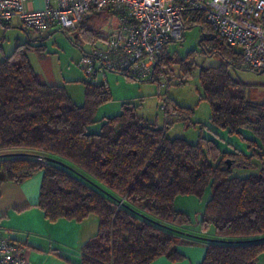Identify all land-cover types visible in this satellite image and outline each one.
I'll list each match as a JSON object with an SVG mask.
<instances>
[{"label": "trees", "instance_id": "obj_1", "mask_svg": "<svg viewBox=\"0 0 264 264\" xmlns=\"http://www.w3.org/2000/svg\"><path fill=\"white\" fill-rule=\"evenodd\" d=\"M99 18L106 16L93 13L85 19ZM194 25L202 30V52L223 59L219 66L199 69L202 98L211 107L209 119L229 133L252 130L259 142L248 139L250 156L221 150L203 135L196 143L168 137L172 118L187 120L192 114L170 97L176 116L162 127L124 103L119 114L103 118L99 129L90 131L98 106L111 97L106 81L98 80L108 69L97 78L85 74L84 103L78 106L62 85L41 81L24 54L18 59L15 51L0 61V185L21 183L41 171L37 205L49 221L81 222L96 216L97 231L81 246L80 264H149L161 256L179 261L184 255L177 246L198 242L206 246L200 264H257L264 253V168L246 177L232 176V168L249 166L251 156L264 158V103L246 100L226 71V66L243 63L240 51L229 46L203 14L188 15L184 31ZM85 29L81 22L75 30L79 34ZM183 39L184 33L178 42ZM168 43L146 79L158 85L165 80L168 86V76L176 77L177 69V83H185L198 66L194 52L185 58L167 56L163 51ZM206 191L209 198L199 234L193 235L196 240L180 237L173 226L188 220L175 209L176 197H202ZM210 227L213 231L207 235Z\"/></svg>", "mask_w": 264, "mask_h": 264}, {"label": "rangeland", "instance_id": "obj_2", "mask_svg": "<svg viewBox=\"0 0 264 264\" xmlns=\"http://www.w3.org/2000/svg\"><path fill=\"white\" fill-rule=\"evenodd\" d=\"M14 23H17L15 20ZM83 25L93 31L84 30L77 34L76 30H68L53 27L42 32L28 30L21 24H12L9 27H0V61L5 57L18 52L24 54L32 69L37 73L41 81L47 84L62 85L72 102L76 105L84 103V84L88 81L84 71L79 66L83 53L89 52L94 47L103 43L98 37H106L111 29L112 19L82 20ZM202 30L200 25L190 26L184 31L182 41L169 42L163 53L167 56L176 54L185 58L187 54L194 52V60L197 68L191 71L187 82L178 84L176 77H169L167 94L171 101L177 105L188 107L192 110L189 119L172 118L167 131L168 137L182 136L189 143H196L200 135L213 138L221 150H239L246 155H252L249 148V140L256 142L257 137L250 129H241L239 133H229L227 130L214 126L210 121L211 107L207 100L202 98L203 91L199 81V69L201 67L219 66L223 59L216 53L208 55L202 52L200 38ZM16 55V54H15ZM16 55V57H17ZM226 71L232 81L238 83V90L242 96L251 102L264 103V72L247 68L243 63L238 67L226 66ZM104 79L110 89L111 97L107 102L99 105L96 113V123L89 126L90 131H97L103 118L119 114L124 103L135 106L136 113L148 122L156 123L162 127L165 123L164 111L161 108L162 97L165 89L158 91V84L150 79H129L121 73L107 70ZM97 80V81H98ZM249 166H234L232 176L246 177L255 174L264 168V158L251 156ZM209 198V191L202 197L194 195H179L174 201V207L185 213L188 222L183 226H173L180 237L196 240L194 234H199L200 219L205 203ZM118 205L120 202L117 203ZM90 219H97L90 215L87 231H91ZM94 233L97 231V222L94 223ZM210 235L213 227L209 228Z\"/></svg>", "mask_w": 264, "mask_h": 264}, {"label": "built area", "instance_id": "obj_3", "mask_svg": "<svg viewBox=\"0 0 264 264\" xmlns=\"http://www.w3.org/2000/svg\"><path fill=\"white\" fill-rule=\"evenodd\" d=\"M93 13H102L112 22L101 46L80 59L91 78L106 69L151 77L164 44L183 37L185 19L192 13L203 14L216 33L240 51L247 68L264 71V0H44L39 10L27 8L26 0H0V24L17 19L37 32L53 27L75 30ZM160 89H165L161 108L166 122L176 111L165 80L159 83V94ZM0 264L32 263L25 246L1 236Z\"/></svg>", "mask_w": 264, "mask_h": 264}, {"label": "crops", "instance_id": "obj_4", "mask_svg": "<svg viewBox=\"0 0 264 264\" xmlns=\"http://www.w3.org/2000/svg\"><path fill=\"white\" fill-rule=\"evenodd\" d=\"M26 6L39 10L44 7V0H26ZM12 24L20 22L13 19L0 27ZM41 180L40 171L21 183L3 182L0 185V237H8L25 246L32 264H80L81 246L93 236L94 223L98 224V221L90 219L93 220L90 232L87 231L90 216L81 222L64 218L49 221L37 205ZM177 249L184 259L171 261L161 256L149 264H200L206 246L198 242L180 244ZM257 264H264V253L258 256Z\"/></svg>", "mask_w": 264, "mask_h": 264}, {"label": "water", "instance_id": "obj_5", "mask_svg": "<svg viewBox=\"0 0 264 264\" xmlns=\"http://www.w3.org/2000/svg\"><path fill=\"white\" fill-rule=\"evenodd\" d=\"M262 72H264V71H259V73H262ZM47 160H55V159H52V158H46ZM55 161H57V162H59V163H62V162H60V161H58V160H55ZM63 164V163H62ZM231 164V161H228V165H230Z\"/></svg>", "mask_w": 264, "mask_h": 264}]
</instances>
